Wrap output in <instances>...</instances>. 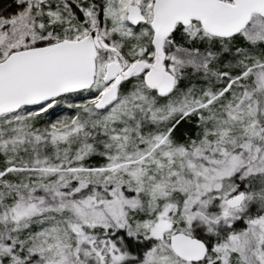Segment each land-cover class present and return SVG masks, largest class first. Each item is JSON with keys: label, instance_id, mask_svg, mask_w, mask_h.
<instances>
[{"label": "snow or ice", "instance_id": "snow-or-ice-1", "mask_svg": "<svg viewBox=\"0 0 264 264\" xmlns=\"http://www.w3.org/2000/svg\"><path fill=\"white\" fill-rule=\"evenodd\" d=\"M0 264H264V0H0Z\"/></svg>", "mask_w": 264, "mask_h": 264}]
</instances>
